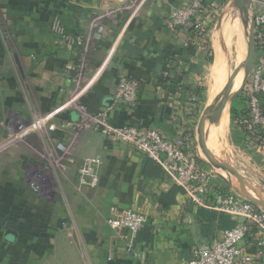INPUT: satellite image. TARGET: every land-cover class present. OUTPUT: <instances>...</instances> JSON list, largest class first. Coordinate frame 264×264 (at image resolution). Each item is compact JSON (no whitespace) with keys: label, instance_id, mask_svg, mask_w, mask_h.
Returning a JSON list of instances; mask_svg holds the SVG:
<instances>
[{"label":"crops","instance_id":"0c3cea01","mask_svg":"<svg viewBox=\"0 0 264 264\" xmlns=\"http://www.w3.org/2000/svg\"><path fill=\"white\" fill-rule=\"evenodd\" d=\"M192 1L0 0V264H191L194 248L222 239L224 229L210 219L209 210L189 203L158 164L131 146L107 142L95 129L80 133L73 150L77 165L61 167L53 162V176H47L49 150L60 158L57 146L74 134L80 114L73 105L42 127L34 125L76 90L74 70L82 51L72 48L69 38L89 37L87 76L81 84L88 87L79 99L88 110L111 108L113 124L154 128L170 138L190 130L201 146L199 123L211 108L204 139L214 157V147L225 148V136L236 125L235 98L223 102V95L229 86L231 95L238 91L234 86L244 77L243 67L248 84L254 67L256 55L248 71L247 52L255 5L252 0L246 4L238 0L241 13L244 8L251 11L245 63L236 67L214 100V86L227 77L224 16L209 25L199 44H189L185 30L171 32L164 27L173 8ZM221 1L203 0L215 8ZM96 20L105 26L101 39L92 27ZM177 62L181 68H176ZM121 78L139 83L136 105L114 101ZM195 95L200 100L198 117L189 104ZM108 99H113L110 106ZM217 107L226 109L219 128L213 126ZM53 124L56 131L51 132ZM237 128L247 140L241 120ZM198 153L213 165L202 146ZM92 156L102 160L100 185L80 191L78 168ZM209 168L217 172L218 166ZM216 184L237 194L219 177ZM128 209L149 218L136 243L146 255L143 262L127 253L126 232L108 223L113 214Z\"/></svg>","mask_w":264,"mask_h":264},{"label":"built area","instance_id":"2783aa9c","mask_svg":"<svg viewBox=\"0 0 264 264\" xmlns=\"http://www.w3.org/2000/svg\"><path fill=\"white\" fill-rule=\"evenodd\" d=\"M142 0H136L140 2ZM217 16V8L206 5L203 0H193L188 5L173 8L164 20V27L171 32L185 30L189 44L204 42V37ZM96 30V38L101 39L105 26L96 20L92 26ZM254 35L256 58L252 74L243 91L247 104L242 117L247 140L260 149L264 155V0H256L254 14ZM90 38H69L72 48L82 51L80 65L75 73V81L80 80L86 68V56ZM188 44V43H187ZM181 62L177 67L181 68ZM171 87L170 82L168 83ZM180 85L177 81L176 85ZM88 87V86H87ZM87 87L79 85L78 92L72 94L68 101L34 125L42 127L43 123L63 109L73 105L80 114L75 124L74 134L66 144H59L60 158H54L49 150V160L63 167L65 164L77 165L74 157V147L82 131L97 130L103 138L113 144H125L135 148L146 159L158 164L166 175L183 190L189 203L197 208L231 217L237 225L224 230L221 240L197 246L193 250L191 264H264V209L240 197L237 194H218L216 175L207 164L201 161L193 136L185 131L178 137L170 138L158 129L140 128L134 125L117 126L111 122V108L100 112H91L80 102V96ZM140 85L137 81L121 78L116 86L114 101L126 106L136 105ZM241 94V95H242ZM199 99L192 96L189 104L195 117L199 111ZM63 125L62 128H65ZM50 131H56V126H50ZM102 160L99 156L87 157L78 168L77 188L80 191L96 189L100 185V168ZM239 218H245L239 223ZM109 225L118 231H125L126 251L134 259L145 261L146 255L136 249L139 233L148 225V216L128 209L121 214H113L108 220Z\"/></svg>","mask_w":264,"mask_h":264},{"label":"rangeland","instance_id":"374dc122","mask_svg":"<svg viewBox=\"0 0 264 264\" xmlns=\"http://www.w3.org/2000/svg\"><path fill=\"white\" fill-rule=\"evenodd\" d=\"M255 2L256 0H252L253 6L255 5ZM221 7L223 9H220ZM244 9L245 10L243 13L239 11L238 0H223L221 1L220 7L217 6V12L219 16L217 15L212 25L215 24V21L217 22L218 18L224 16L225 21H224L223 29H225V36L228 45L226 52V55H228V58H226L228 67H226L227 77L221 78V83L214 86L215 87V92H214L215 96L213 95L214 100L217 99L218 96L221 94V92L225 89L227 81L230 75L232 74V72L236 69V67L240 66L242 63H245L246 50H247L248 19H249V15H251V11L249 8H244ZM76 70L77 69L74 70V73H76ZM211 71L212 70H210L209 73H211ZM241 72H243L244 75L246 76L247 71L245 67L242 68ZM86 76H87V68H84L80 80L78 79L76 81V86H77L76 90H74L72 94L78 92V89H80L79 85L81 86ZM221 87L222 89L220 90ZM239 88L237 90H239ZM240 96L242 97L243 94L237 96L232 102V105L234 104L237 105L235 112H237L238 108L241 111L242 110L246 111L247 109L246 101L243 100L242 102L239 99L241 98ZM232 115L236 116V113ZM225 139H226L225 148H221L220 150L214 147L216 150L215 152H213V154L215 155L214 157L219 165V167L216 168L218 173L229 178V180H231L232 183L235 184L236 186H238L237 184H241L240 180H242L243 184L245 185H241V186H243V188L246 189V192L250 197L254 199H258L259 197H261L262 199H264V157L261 156V154L256 150V148L246 140V136L242 133L240 129L237 128L236 125L235 127L232 126L231 128H229L225 136ZM199 147L201 146L199 145L198 142L196 143L198 156H199L198 153ZM47 165L48 166L46 168L48 169L45 170L48 171V173H46V175L52 178L53 164L52 162H50L49 158ZM212 172L215 175L217 174L214 171ZM246 184H249L252 187H248L246 186ZM231 194H234V192H232ZM52 197H53V192H52Z\"/></svg>","mask_w":264,"mask_h":264},{"label":"water","instance_id":"95a60500","mask_svg":"<svg viewBox=\"0 0 264 264\" xmlns=\"http://www.w3.org/2000/svg\"><path fill=\"white\" fill-rule=\"evenodd\" d=\"M242 4H246L247 0H240ZM251 1V0H249ZM256 54V44H255V35H254V18L252 20V24H251V31H250V40H249V45H248V52H247V66H248V71L250 72L252 70L253 67V60H254V56ZM247 80L248 78H246V80L243 82V84L241 85V87L239 88V90L234 93V94H230V86L228 87V91H226V93L223 95V102H226L227 100H229L230 98H236L237 96L241 95L247 85ZM111 103H113V99H108L106 101V106H110ZM212 111L211 108H208L206 113L204 114V116L201 118L200 123H199V129H200V144L203 147V150L205 152V154L207 155V157L210 159V161L212 162V164L214 165V167H219L218 162L216 161V159L212 156L211 152L209 151V149L206 147L205 145V139H204V127L206 126L207 121L209 120L211 114L210 112ZM208 167H213L211 165H207ZM216 177L221 178L223 181L227 182L229 184V186H231L233 188V190L240 196H242L243 198H245L246 200L250 201L251 203L261 207L262 209H264V199H262L261 197H259L258 199H254L252 197H250L246 190L243 188V186H236L235 184L231 183V181L220 175L218 172H215ZM241 185H245L243 184L242 181ZM247 185V184H246ZM260 195V194H259ZM239 223H244L245 222V218H239L238 220ZM9 234H14L12 231H9Z\"/></svg>","mask_w":264,"mask_h":264},{"label":"trees","instance_id":"16d2710c","mask_svg":"<svg viewBox=\"0 0 264 264\" xmlns=\"http://www.w3.org/2000/svg\"><path fill=\"white\" fill-rule=\"evenodd\" d=\"M241 97V96H240ZM242 102L243 100H245L243 98V96L241 98H239ZM200 104V100L198 102V105ZM236 104L233 105V109H232V114H235L236 113V116H233V123L236 124V126H239V122L240 120L242 119V117L245 115V111L244 110H239V108L237 109V112L236 111ZM243 106V105H242ZM235 112V113H234ZM198 114V112H197ZM198 117V116H197ZM203 163H205L203 160H201ZM206 164V163H205ZM217 192L218 194H229V189L227 188H220L219 186H217ZM208 215L211 216V220H217L218 223H219V226L221 228H223L224 230H227V229H231L233 227H235L237 225V222L236 221H233L231 219L230 216L224 214V213H218V212H212V211H207Z\"/></svg>","mask_w":264,"mask_h":264},{"label":"bare ground","instance_id":"6f19581e","mask_svg":"<svg viewBox=\"0 0 264 264\" xmlns=\"http://www.w3.org/2000/svg\"><path fill=\"white\" fill-rule=\"evenodd\" d=\"M244 77H245V75H244ZM244 77H243V79L241 80V82L237 85V86H234V90H237L241 85H242V83H243V81H244ZM212 101V100H211ZM210 101V102H211ZM224 110H226V109H224ZM224 110H222V108L221 107H217V109L215 110V115H214V127H220V124L222 123V121H223V118H224V114H225V112H224ZM227 112V111H226ZM212 113V111L210 112V114ZM209 125V124H208ZM211 134V133H210ZM220 140H221V138H220ZM211 166H213V165H211ZM213 168H214V170H215V167L213 166ZM218 172V171H217Z\"/></svg>","mask_w":264,"mask_h":264}]
</instances>
